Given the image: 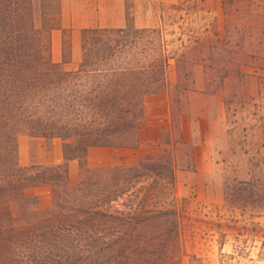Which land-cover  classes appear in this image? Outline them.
Instances as JSON below:
<instances>
[{
  "label": "trees",
  "instance_id": "1",
  "mask_svg": "<svg viewBox=\"0 0 264 264\" xmlns=\"http://www.w3.org/2000/svg\"><path fill=\"white\" fill-rule=\"evenodd\" d=\"M58 15L59 0H0V264H180L170 152L133 166L85 164L88 146L138 145L143 97L166 88L160 28L85 29L81 59L66 69L49 58ZM48 129L68 139L63 162L19 165L17 136ZM71 159L82 171L74 183ZM49 183L60 190L38 209L23 191Z\"/></svg>",
  "mask_w": 264,
  "mask_h": 264
},
{
  "label": "rangeland",
  "instance_id": "2",
  "mask_svg": "<svg viewBox=\"0 0 264 264\" xmlns=\"http://www.w3.org/2000/svg\"><path fill=\"white\" fill-rule=\"evenodd\" d=\"M122 3L127 29L160 28L168 56L166 88L161 89L166 114L148 124L157 138L153 145L142 143L153 147L140 159L170 152L174 173H190L194 154L203 148L210 163L200 196L195 179L174 183L181 212L180 264H264V0ZM180 51L185 58L176 67ZM180 121L187 123L183 134L178 133ZM55 131L30 137L68 141L51 136ZM6 154L10 157L11 149ZM76 161L70 183L82 176ZM59 190L49 183L26 187L23 194L43 209Z\"/></svg>",
  "mask_w": 264,
  "mask_h": 264
},
{
  "label": "crops",
  "instance_id": "3",
  "mask_svg": "<svg viewBox=\"0 0 264 264\" xmlns=\"http://www.w3.org/2000/svg\"><path fill=\"white\" fill-rule=\"evenodd\" d=\"M133 10L135 14H138L135 7ZM124 25L125 12L122 0H59L58 27L49 32V58L52 62L62 63L67 69L76 68L81 59V36L85 29H114ZM165 100V92L161 90L143 97V113L140 118L141 122L140 120L138 122L139 143L136 147L88 146L85 151L86 166L96 167L108 164L133 166L142 156L151 152L153 146L143 147L142 143L154 144L157 134L155 129L149 127L148 124L158 123L165 117ZM141 124L145 126L142 129ZM186 124L185 121H180L179 134L185 132ZM16 142L17 161L21 166L54 165L64 160L62 141L58 138L30 137L19 134ZM76 165L75 159L67 161L68 175L76 172ZM192 166L193 170L190 173L175 172L174 182L176 180L178 184L179 181L188 182L191 178L195 179V192L197 196H200L203 189L202 181L211 172L208 155L203 148L194 154ZM176 191L179 194L182 190L176 186Z\"/></svg>",
  "mask_w": 264,
  "mask_h": 264
}]
</instances>
